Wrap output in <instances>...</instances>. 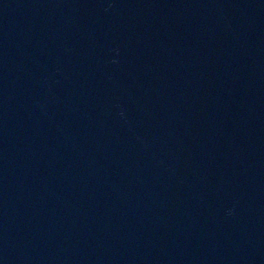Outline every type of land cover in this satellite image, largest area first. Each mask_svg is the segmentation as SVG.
I'll return each instance as SVG.
<instances>
[{"label":"water","instance_id":"water-1","mask_svg":"<svg viewBox=\"0 0 264 264\" xmlns=\"http://www.w3.org/2000/svg\"><path fill=\"white\" fill-rule=\"evenodd\" d=\"M0 264H264V0H0Z\"/></svg>","mask_w":264,"mask_h":264}]
</instances>
